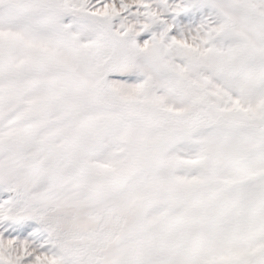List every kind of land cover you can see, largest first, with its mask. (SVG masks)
I'll list each match as a JSON object with an SVG mask.
<instances>
[{"label":"snow or ice","instance_id":"snow-or-ice-1","mask_svg":"<svg viewBox=\"0 0 264 264\" xmlns=\"http://www.w3.org/2000/svg\"><path fill=\"white\" fill-rule=\"evenodd\" d=\"M0 264H264V0H0Z\"/></svg>","mask_w":264,"mask_h":264}]
</instances>
